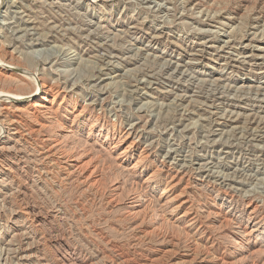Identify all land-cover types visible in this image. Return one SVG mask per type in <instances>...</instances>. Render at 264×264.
<instances>
[{
	"label": "rangeland",
	"instance_id": "obj_1",
	"mask_svg": "<svg viewBox=\"0 0 264 264\" xmlns=\"http://www.w3.org/2000/svg\"><path fill=\"white\" fill-rule=\"evenodd\" d=\"M0 65V264H264V0H0Z\"/></svg>",
	"mask_w": 264,
	"mask_h": 264
},
{
	"label": "bare ground",
	"instance_id": "obj_2",
	"mask_svg": "<svg viewBox=\"0 0 264 264\" xmlns=\"http://www.w3.org/2000/svg\"><path fill=\"white\" fill-rule=\"evenodd\" d=\"M218 1V0H217ZM3 2V1H2ZM201 2V1H200ZM212 3V2H211ZM225 3V2H224ZM1 65L2 66H4L5 64H2L1 63ZM0 65V66H1ZM6 66V65H5ZM10 67V66H9ZM40 86V85H39ZM1 94V93H0ZM10 94V93H9ZM49 91L48 90H46L45 88H36V90L33 92V94H32V96H33V100H34V102H36V103H38V102H42V103H45V102H47L48 100H47V98H48V96H49ZM56 95V94H55ZM10 96V95H9ZM3 97V96H2ZM6 97V96H5ZM11 97V96H10ZM7 98V97H6ZM19 98V97H18ZM27 100H28V98H30V95H28V96H26L25 97ZM54 98V97H53ZM5 99V98H4ZM11 99H13V97L11 98ZM17 99V98H16ZM34 105H36L37 106V104H34ZM33 107H35V106H33ZM11 123H13L12 121H10ZM16 124H18V123H16ZM9 126H11L12 128H13V131L14 130H16L17 128H16V125H14V124H10ZM11 127H9V129L11 128ZM11 128V129H12ZM17 132V131H16ZM18 133V132H17ZM13 136V135H12ZM142 159V158H141ZM85 169V168H84Z\"/></svg>",
	"mask_w": 264,
	"mask_h": 264
}]
</instances>
